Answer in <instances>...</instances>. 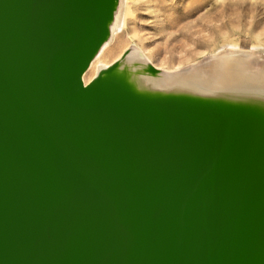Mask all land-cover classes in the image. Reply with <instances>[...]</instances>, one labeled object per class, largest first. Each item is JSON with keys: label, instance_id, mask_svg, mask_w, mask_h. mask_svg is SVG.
Returning a JSON list of instances; mask_svg holds the SVG:
<instances>
[{"label": "bare ground", "instance_id": "1", "mask_svg": "<svg viewBox=\"0 0 264 264\" xmlns=\"http://www.w3.org/2000/svg\"><path fill=\"white\" fill-rule=\"evenodd\" d=\"M126 12L0 0V72L26 80L25 127L0 108V264H264V67L161 71Z\"/></svg>", "mask_w": 264, "mask_h": 264}, {"label": "rangeland", "instance_id": "2", "mask_svg": "<svg viewBox=\"0 0 264 264\" xmlns=\"http://www.w3.org/2000/svg\"><path fill=\"white\" fill-rule=\"evenodd\" d=\"M125 2L126 26L117 29L124 48L138 45L161 71L209 70L216 55L232 50L253 51V66L264 67V0Z\"/></svg>", "mask_w": 264, "mask_h": 264}, {"label": "water", "instance_id": "3", "mask_svg": "<svg viewBox=\"0 0 264 264\" xmlns=\"http://www.w3.org/2000/svg\"><path fill=\"white\" fill-rule=\"evenodd\" d=\"M53 36L56 37L55 41H58V39L60 38V36L55 32L53 33ZM75 59H73V56H71L69 59H67L65 62L66 64V68L64 69V73L66 75H68L73 81L76 79L77 81V76H78V73H77V70H76V61H74ZM23 62H21V66H23ZM59 65H62V62L59 63ZM9 73V72H8ZM23 73H26V70H25V66H23ZM21 76L23 77V75L21 74ZM21 76H17L14 80L11 79V76L8 75V74H4L3 72L1 73L0 72V81L3 82L5 81L4 83H1V89H0V108L2 109V111L5 109H7V111H5L7 114H11L13 115V117L10 118V120H12L13 118L15 119L13 121V124L17 127V128H20V125L19 123H22V117L18 114L19 111L16 109V104L18 103L17 102V91L19 90V87L20 86H23L25 85V89H26V80L23 79ZM13 80V81H11ZM78 85H80L78 83ZM81 86V85H80ZM82 87V86H81ZM27 91V90H26ZM20 94H19V97L20 98H23L25 96V93L24 91H19ZM77 96V100L78 98L80 99H85L86 97V91H84L82 88L80 90H78V92H76ZM25 102H23L24 104ZM30 104H27V108L29 109L30 108ZM41 111L43 114H45L47 111H45V106L44 104L41 105ZM30 123L32 121H29ZM22 125L25 127V123H22ZM21 129V128H20Z\"/></svg>", "mask_w": 264, "mask_h": 264}]
</instances>
